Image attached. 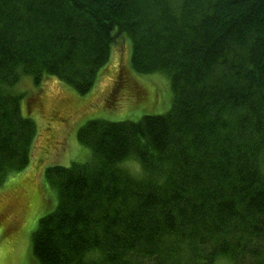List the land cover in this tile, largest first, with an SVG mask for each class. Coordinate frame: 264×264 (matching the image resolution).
Masks as SVG:
<instances>
[{
    "label": "trees",
    "instance_id": "trees-1",
    "mask_svg": "<svg viewBox=\"0 0 264 264\" xmlns=\"http://www.w3.org/2000/svg\"><path fill=\"white\" fill-rule=\"evenodd\" d=\"M120 37L133 72L168 77L171 107L80 127L92 159L46 169L36 260L264 264V0H0V186L38 135L16 84L87 95Z\"/></svg>",
    "mask_w": 264,
    "mask_h": 264
},
{
    "label": "rangeland",
    "instance_id": "rangeland-1",
    "mask_svg": "<svg viewBox=\"0 0 264 264\" xmlns=\"http://www.w3.org/2000/svg\"><path fill=\"white\" fill-rule=\"evenodd\" d=\"M116 42L108 65L87 95L55 77L37 85L24 76L16 84L14 92L22 97V112L35 120L38 135L29 166L11 173L0 186V264H39L32 236L39 219L57 202V189L48 186L46 169L92 159L91 150L78 141L80 127L95 119L137 120L144 114H164L171 107L168 77L133 72L130 40L128 44L120 37ZM139 165L133 160L122 163L134 175L140 173ZM213 264L233 263L220 257Z\"/></svg>",
    "mask_w": 264,
    "mask_h": 264
},
{
    "label": "snow or ice",
    "instance_id": "snow-or-ice-1",
    "mask_svg": "<svg viewBox=\"0 0 264 264\" xmlns=\"http://www.w3.org/2000/svg\"><path fill=\"white\" fill-rule=\"evenodd\" d=\"M0 230H2V229H0Z\"/></svg>",
    "mask_w": 264,
    "mask_h": 264
}]
</instances>
